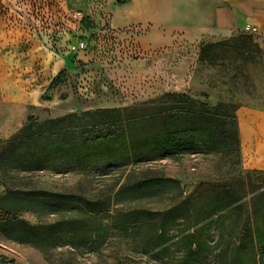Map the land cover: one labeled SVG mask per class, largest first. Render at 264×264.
<instances>
[{
    "label": "rangeland",
    "instance_id": "rangeland-1",
    "mask_svg": "<svg viewBox=\"0 0 264 264\" xmlns=\"http://www.w3.org/2000/svg\"><path fill=\"white\" fill-rule=\"evenodd\" d=\"M93 14L87 0H0V48L6 53V78L19 79L31 91L27 120L33 118L34 130L48 123L45 128L57 145L41 171L8 169L0 163V197L8 191H42L77 199L67 205L50 201L44 213H20L19 218L30 225L55 226L56 241L47 250L0 244V264H185L178 244L187 232L182 220L169 223L165 251L143 248L173 204L172 193L133 194L132 185L148 178L171 179L187 196L200 185L209 190L211 184L226 183L241 194L248 171L234 154L207 151L193 143L195 148L183 154L128 160L122 134L114 135L115 126L91 127L94 120L83 114L125 109L131 116H140L170 103L186 106L179 103L181 97L162 98L173 93L172 70L155 69L162 65L149 61L140 43L134 51L125 45L128 40L99 35ZM214 52V64H196L185 91L187 98L213 101V105L264 107V51L252 54L245 79L234 69L240 62L235 50ZM60 119H64L60 129L54 130L49 122ZM181 140L187 144L189 139ZM250 177L252 182L258 178ZM92 208L97 211L90 213ZM236 216L230 209L212 217L205 239L210 246L217 241L221 245L198 264H218L214 254L240 232ZM62 228L81 232L71 239L70 233H58ZM255 256L258 264H264V247H256Z\"/></svg>",
    "mask_w": 264,
    "mask_h": 264
},
{
    "label": "trees",
    "instance_id": "trees-1",
    "mask_svg": "<svg viewBox=\"0 0 264 264\" xmlns=\"http://www.w3.org/2000/svg\"><path fill=\"white\" fill-rule=\"evenodd\" d=\"M216 49L236 51L240 62L234 69L243 79L246 63L252 58V54L262 53L251 36H240L215 44H202L199 48L198 62L214 64ZM221 67L225 66L221 64ZM178 97L185 99L179 100L180 104L186 105L185 107H176L170 103L168 106L148 109L140 116H131L125 109L100 110L83 116L94 120L91 127L115 126L118 131L114 135L119 132L122 134L126 149L125 157L128 160L133 157L134 160L152 161L165 155L183 154L192 151L195 148L193 143H197L207 151L234 154L240 163L235 118L238 107L222 102L215 105L207 101L202 103L187 98L186 94L172 93L162 96L170 100ZM153 102L150 101L148 104ZM63 121L64 119H60L49 123L54 126V130H59ZM47 125L48 123H45L43 127L34 130L33 118L29 117L27 123L14 136L9 140L0 141L1 165L26 172L41 171L54 156L53 146L56 145L48 135L45 128ZM184 137L189 139L187 144L181 140ZM251 175L258 178L252 182ZM208 187L209 190H202L203 187L200 185L192 193L184 196L179 184L171 179L148 178L134 183L130 188L133 194L148 190H166L172 193L173 200V204L163 215L165 219L153 230L152 236L145 240L143 248L146 252L165 251L169 243L166 236L170 228L169 223L182 220L187 224V232L178 240L179 249L185 264H198L221 245L217 241L210 246L205 239V232L212 227V217L233 209L237 214L234 220L235 227H238L240 232L235 238H230V241L213 257L218 264H258L255 248L264 247V173L246 172L241 183V194L234 193L231 184H211ZM123 190L124 187L120 192ZM50 201L67 205L77 199L73 196L42 191L28 194L8 191L1 196L0 244L30 245L44 250L52 246V242L56 241L55 226L30 225L19 218L22 212L44 213ZM95 211L97 210L92 208L90 213ZM147 227L154 225H146L145 228ZM80 232V229L62 228L58 233L60 235L70 233L71 239H74Z\"/></svg>",
    "mask_w": 264,
    "mask_h": 264
},
{
    "label": "crops",
    "instance_id": "crops-1",
    "mask_svg": "<svg viewBox=\"0 0 264 264\" xmlns=\"http://www.w3.org/2000/svg\"><path fill=\"white\" fill-rule=\"evenodd\" d=\"M87 4L99 35L128 40L125 45L134 51L140 43L147 59L162 65L155 69L172 70L174 94H186L190 88L199 45L251 36L264 51V0H87ZM247 25L256 33L246 34ZM5 54L0 48V141L9 140L25 125L31 106V91L19 79L6 78ZM162 54L170 58L163 60ZM235 118L242 169L264 173V107L240 106Z\"/></svg>",
    "mask_w": 264,
    "mask_h": 264
},
{
    "label": "built area",
    "instance_id": "built-area-1",
    "mask_svg": "<svg viewBox=\"0 0 264 264\" xmlns=\"http://www.w3.org/2000/svg\"><path fill=\"white\" fill-rule=\"evenodd\" d=\"M244 32H245L246 34H248V35H253V34L256 33V28L247 25V26H245V28H244ZM83 45H84L83 43H80V48H81V49L83 48Z\"/></svg>",
    "mask_w": 264,
    "mask_h": 264
}]
</instances>
